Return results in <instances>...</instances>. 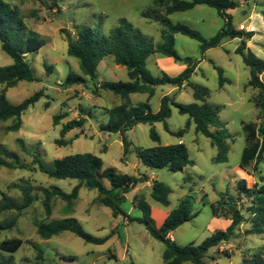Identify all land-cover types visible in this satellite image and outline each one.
I'll return each instance as SVG.
<instances>
[{
  "label": "rangeland",
  "instance_id": "rangeland-1",
  "mask_svg": "<svg viewBox=\"0 0 264 264\" xmlns=\"http://www.w3.org/2000/svg\"><path fill=\"white\" fill-rule=\"evenodd\" d=\"M153 1L58 0V7L53 9L48 0H9L14 7L20 9L27 25V33L38 34L46 44L39 51L28 53L25 57L36 80L20 81L15 87L7 89V98L14 105L21 104L40 90H44V96L23 114L22 126L18 131H8L13 120L0 122V147L16 153L20 163L29 166L28 169L1 166L0 190L17 203H22L23 194L14 187L16 185L32 187L33 193L38 197L29 209L20 214L17 211L0 214V222L17 219L14 229L0 231V241L12 238L23 240V246L14 254L0 251V263L11 260L14 264H165L163 255L166 246L153 238L139 221L143 217L141 209L134 207L131 210L132 192L126 195L128 199L121 206L134 219H128V225L124 224L122 217H114L112 210L101 203V195L96 189L87 187L80 190L78 199L72 205L58 197L53 198L52 214L49 216L43 206L42 188L57 187L71 193L79 181L49 177L40 171L35 159L39 158L45 166L52 167L56 159L89 153L100 157L104 168L113 167L121 173L132 175L135 171L134 164L139 161V149L174 145L180 141L188 147L194 165L178 173L167 169H153L150 172V177L153 176L156 181L172 189L169 206L159 203L151 196L152 188L140 185V196L145 197L153 208L155 222L158 224L164 213H171L177 208L182 199L191 197L193 211L198 216L176 229L172 236L181 246L192 243L200 245L215 231L226 230L230 226L232 214L228 210V204L232 198L233 212L238 210L243 220L229 242L208 251L205 264H242L245 257L264 248V233L257 234L253 228L251 201L239 192L238 187L240 181L245 182L248 188L264 185V160L259 164L253 161L245 169L240 168L242 153L247 145L242 123L253 124L258 140H262L259 131L264 129V111L259 104L263 100L259 96V90L248 86L250 68L245 64L243 56L237 53L242 41L246 42L247 47V41L255 34L241 30L240 26L254 24L257 29L251 51L264 59V0H233L238 3V7L229 10L228 14L231 15L235 30L245 34L243 38L225 39L220 46L203 53L198 41L181 34L175 36L178 53L199 62L191 83L209 89L207 102L219 109L220 119L231 136L228 140L230 152L226 163L215 162L217 148L209 138L196 132L194 123L185 129L189 116L181 115L176 107H172V115L167 120L170 132L162 122L153 125L139 124L129 130L127 137L131 147L126 156L121 134L107 133L100 128L109 121L108 110L122 104V100L110 91L96 90V82L83 73L79 60L68 54V41L75 40L76 26L99 28L105 35H109L121 19H127L152 39L155 45H159L163 42V27L142 17V12ZM170 18L174 23L189 25L206 39L214 37L225 25V20L217 11L207 6L178 12ZM160 57L166 58L156 54L147 61V68L155 76L162 74L157 67V59ZM12 63V58L3 52L0 42V67ZM46 65L53 66L54 69L47 71ZM216 66L224 70V77L228 79L223 87L220 86ZM70 72L85 78L86 84L63 86ZM180 73L177 69L166 72L171 77ZM98 74L100 82L129 81L127 69L117 65L112 56L100 63ZM261 78L264 81V74ZM4 88L5 86H1L0 92ZM171 94L176 95V101L180 104L195 102L192 87L186 85L178 89L164 85L156 88L150 101L152 111L158 112L162 97ZM147 98V94H134L131 104L137 106L146 102ZM64 114L67 117L55 125L54 118ZM78 119L85 122L84 126L62 137L64 125ZM151 129L158 133L160 142L151 138ZM183 129L184 136L179 137L177 133ZM60 139L67 143L58 145L57 140ZM122 158L125 160L122 161ZM140 171L145 173L147 168L141 165ZM187 177L191 179L188 180ZM105 184L109 187L107 180ZM1 200L2 195L0 202ZM213 203L218 206L219 217L214 216ZM68 217L76 218L87 233L108 240L101 245L86 243L69 231L47 240L40 237L34 224L36 220L47 223ZM35 245L43 251L42 257L35 250Z\"/></svg>",
  "mask_w": 264,
  "mask_h": 264
},
{
  "label": "trees",
  "instance_id": "trees-1",
  "mask_svg": "<svg viewBox=\"0 0 264 264\" xmlns=\"http://www.w3.org/2000/svg\"><path fill=\"white\" fill-rule=\"evenodd\" d=\"M26 1V0H22ZM37 2L40 0H27ZM51 8L58 7V0H48ZM197 6H207L217 11L218 15L225 20L224 27L211 39H206L199 31L187 24L174 23L171 16L178 12H186L195 9ZM238 7V3L233 0H154L152 5L142 12V17L159 23L162 27V40L159 45H155L152 39L136 28L127 19H121L119 25L111 30L109 35H105L99 28L75 27V40L68 41V54L79 60L83 73L92 81L96 82V90L110 91L119 96L122 104L108 110L109 121L100 126L102 131L107 133H119L122 136L124 146V156L130 150L131 144L127 137V132L139 124L164 123L167 131L170 129L167 120L172 115V107H176L181 115H188L186 128L192 123L196 126V132L201 133L211 140L217 148L216 163L228 162L230 152L228 140L230 135L225 123L219 116V109L210 105L207 101L210 95L209 89L191 83V77L195 73L198 63L191 57H182L175 48L176 35L181 34L201 44L203 53L209 49L216 48L225 39L243 38L242 31H237L233 27L229 10ZM0 42L3 52L10 56L13 63L9 66L0 67V87L5 88L0 92V122L13 120V124L8 127V131H18L22 126L23 114L41 97L44 90H40L21 104L14 105L7 98V89L15 87L20 81H35V76L30 65L25 60L28 53L37 52L45 46V40L38 34H28L27 25L18 7H14L9 0H0ZM237 53L242 55L245 64L250 68L249 87L259 90V96L263 100L259 105L264 111V81L261 76L264 74V59L257 57L250 49H247L246 42L237 48ZM159 54L170 57L176 63L186 65V69L178 76L171 77L162 72L160 76H155L147 68V61L154 55ZM112 56L117 65L127 69L129 81L100 82L98 67L105 58ZM47 71H52L53 66H47ZM219 73V83L223 87L228 79L224 77V70L216 66ZM87 80L70 72L62 84L65 87L86 84ZM164 85H171L181 89L184 85L192 87L195 102L183 105L176 101V95H165L161 99L160 109L154 113L150 101L156 93V88ZM147 94L148 100L137 106L131 104V95ZM83 111V110H82ZM67 115H57L54 124L66 118ZM85 122L82 119L67 122L61 136L65 137L70 131L82 128ZM243 131L246 135L247 145L245 146L240 162V168L245 169L253 161L257 164L264 160V129L259 133L262 140H258V133L255 126L250 123H242ZM178 132L179 137L184 136V130ZM151 138L155 142H160L158 133L151 129ZM63 139L57 140L58 145H65ZM138 157L141 163L155 170L167 169L173 173L183 172L188 166H193L194 161L190 158L188 147L185 143L174 145H157L149 149H139ZM11 161V162H9ZM39 164L41 172L51 178L60 180L76 179L79 183L73 188L71 193H66L62 189L42 188L44 194L43 206L48 215L52 214L51 201L58 197L62 201L72 205L79 197L82 187L96 189L101 195V203L112 210L113 216L127 214L122 209V204L126 201V195L134 190L140 183L148 181L147 176L139 177L124 174L116 168H104L103 160L93 154H75L62 159H56L52 167H47L39 158L35 159ZM13 169H28L29 166L20 163L16 153L10 152L0 147V167ZM188 180L191 177L187 178ZM109 182V187L105 184ZM20 189L23 194L22 203L11 200L0 190L2 200L0 202V214L5 211H17L22 213L29 209L38 197L33 193L30 186H14ZM239 192L251 201V215L255 233H264V185L248 188L245 182L238 184ZM172 189L166 184L154 181L152 184L151 196L159 203L169 206V196ZM228 204V210L232 214V222L226 230H217L212 236L206 238L200 245L189 244L179 245L170 238V234L180 226L190 222L198 213L193 211V200L186 197L181 200L161 227H158L152 215L151 205L143 196H135L134 204L143 212V217L139 220L143 223L151 236L166 246L163 258L165 264H205L208 251L219 247L225 242H229L233 237L236 227L242 222L243 216L237 210L233 212V201ZM215 217H219L217 204H212ZM129 217V216H127ZM129 219L133 220L131 217ZM37 232L43 239H51L63 232L69 231L86 243L101 245L108 238H96L87 233L76 218L68 217L51 222L34 221ZM17 225V219H10L0 222V231L12 230ZM23 246V240L19 238L5 239L0 241V251L14 254ZM39 256H43V251L37 245L34 246ZM0 264H14L11 260ZM135 264V263H131ZM219 264V263H216ZM242 264H264V248L251 253L243 259Z\"/></svg>",
  "mask_w": 264,
  "mask_h": 264
},
{
  "label": "crops",
  "instance_id": "crops-1",
  "mask_svg": "<svg viewBox=\"0 0 264 264\" xmlns=\"http://www.w3.org/2000/svg\"><path fill=\"white\" fill-rule=\"evenodd\" d=\"M198 7V6H197ZM253 26H254V24H253ZM255 28H256V26H255ZM257 29V28H256ZM250 34H253V33H250ZM256 34V33H255ZM253 35L252 36V39L250 40V41H247V47H248V49H252V46H251V43H252V41L254 40V38H255V36L256 35ZM157 67H158V69L159 70H161V73L162 72H164L165 71V73L168 71L169 72V69H177V72H183L185 69H186V65H177L176 64V62H175V60L173 59V58H170V57H166V58H162L161 59V57L160 58H158L157 59ZM180 73V74H181ZM263 76V75H262ZM184 86H186V85H184ZM183 86V87H184ZM182 87V88H183ZM134 95V94H133ZM131 99H132V95H131ZM148 99V98H147ZM146 99V100H147ZM79 111V110H78ZM193 124V123H192ZM180 142H182V141H180ZM179 142V143H180ZM124 158H122V161H124L123 160ZM141 165H143L142 163H141V161H140V159H139V161L138 162H136L135 164H134V168H135V171H134V173L132 174V176H136V177H139V176H141V175H145V176H147V178H148V181H146V182H144V183H140L134 190H132L131 192H132V194H133V197H132V208H131V210H133V208L134 207H136L135 206V204H134V198H135V196H140V191H141V189H140V185L141 184H143V185H145V187L146 188H152V184H153V182L154 181H156V179L152 176V177H150V172H152V169H149V168H147V171L145 172V173H143V172H141L140 171V167H141ZM144 166V165H143ZM145 167V166H144ZM121 172V171H120ZM188 178V177H187ZM186 178V179H187ZM83 188V187H82ZM81 188V189H82ZM191 190V189H190ZM80 194V193H79ZM128 199V197H126V200ZM152 208V207H151ZM169 214L170 213H164V215H163V218L161 219V221L157 224V226L158 227H161L162 225H163V223L165 222V220H166V218L169 216ZM152 215H153V208H152ZM120 217H122L123 219H124V224L125 225H128V219H129V217H127V216H129L128 214H127V216L126 215H119ZM173 233V232H172ZM172 233L169 235L170 236V238L173 240L174 239V237L172 236Z\"/></svg>",
  "mask_w": 264,
  "mask_h": 264
},
{
  "label": "built area",
  "instance_id": "built-area-1",
  "mask_svg": "<svg viewBox=\"0 0 264 264\" xmlns=\"http://www.w3.org/2000/svg\"><path fill=\"white\" fill-rule=\"evenodd\" d=\"M240 29L247 33H256V28L252 24H249V25L242 24L240 26Z\"/></svg>",
  "mask_w": 264,
  "mask_h": 264
},
{
  "label": "water",
  "instance_id": "water-1",
  "mask_svg": "<svg viewBox=\"0 0 264 264\" xmlns=\"http://www.w3.org/2000/svg\"><path fill=\"white\" fill-rule=\"evenodd\" d=\"M232 210L234 211V208Z\"/></svg>",
  "mask_w": 264,
  "mask_h": 264
}]
</instances>
